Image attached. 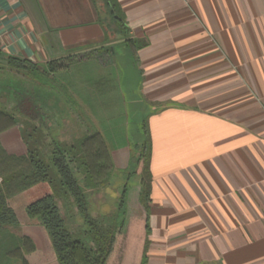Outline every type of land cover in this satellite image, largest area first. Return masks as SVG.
<instances>
[{
	"label": "crops",
	"instance_id": "obj_1",
	"mask_svg": "<svg viewBox=\"0 0 264 264\" xmlns=\"http://www.w3.org/2000/svg\"><path fill=\"white\" fill-rule=\"evenodd\" d=\"M30 2L33 22L21 0H0L4 56L42 68L98 49L83 61L127 67L150 109L142 128L151 146L146 264H264V0H116L128 37L144 44L136 50L114 38L116 26L107 29L103 0ZM100 71L92 90L87 79L79 90L115 93L117 82ZM0 144L26 155L17 127L1 132ZM134 150L127 141L113 146L116 173ZM126 187L125 227L145 219L139 183ZM49 193L39 183L7 201L18 221L7 230L34 245L29 264H57L45 230L25 212Z\"/></svg>",
	"mask_w": 264,
	"mask_h": 264
},
{
	"label": "trees",
	"instance_id": "obj_2",
	"mask_svg": "<svg viewBox=\"0 0 264 264\" xmlns=\"http://www.w3.org/2000/svg\"><path fill=\"white\" fill-rule=\"evenodd\" d=\"M103 3L110 22L107 29L111 28L110 24L116 26L112 32L123 45L135 50L143 47V43L128 37L124 14L116 0H103ZM99 52L98 49L90 51L87 58ZM81 57L80 54H70L39 68L29 60L4 56L0 52V73L11 70L23 76L29 74L41 86L40 90L51 88L64 92L66 88H72L64 72L75 60L81 62ZM4 88L5 85H0V89ZM10 91L12 97L19 94V89L12 88ZM20 103L12 107V111L0 108V133L17 127L26 148V155L14 156L8 154L0 144V264H7L11 260L29 264L25 255L34 250V245L28 238H17L7 230L18 225L17 217L7 201L39 183L48 184L50 193L27 205L26 214L38 219L45 230L57 264H146L151 192V146L146 128L141 143L135 145L128 167L139 175L138 200L145 212V219L133 220L125 227L126 186L112 216L94 218L89 212V195L85 190L104 189L114 172L103 135L94 132L83 135L69 145L56 142L46 145L42 127L34 123L38 114L33 110L32 100L23 97ZM17 107L20 108L17 111L19 116L14 113ZM50 146L53 148L47 152ZM58 202L64 208V215ZM71 206L81 221L82 231L79 233L72 232L67 226L66 214L68 216Z\"/></svg>",
	"mask_w": 264,
	"mask_h": 264
},
{
	"label": "rangeland",
	"instance_id": "obj_3",
	"mask_svg": "<svg viewBox=\"0 0 264 264\" xmlns=\"http://www.w3.org/2000/svg\"><path fill=\"white\" fill-rule=\"evenodd\" d=\"M21 1L23 2L24 8L29 13L30 21L33 22L34 17H37L35 5H33L30 0ZM112 28L114 29V26H112ZM114 38L118 40V37ZM87 54L88 53L82 54V61L87 58ZM119 69L120 70L116 72L113 67L111 69L109 67L108 71H106V69L102 71L99 64L94 60L83 61L82 63L75 60L64 72V76L68 79L69 84L72 85V88L70 87L68 90L65 89V95L51 88L48 90L42 87V89L45 90L40 91L39 88L41 86L35 80L31 79V75L25 74L23 76V74L20 75L14 71L7 70L4 73H0V85H5L4 90L0 89V98L5 103V108L8 109L10 108L8 107L10 104L13 105V103H9L12 102V97H9L12 88L24 91V93H29L33 97H36L35 102L43 104V107L45 105H49V107L52 105L55 106L53 115L57 117L48 118L46 125L47 129H51L52 133H55L56 139L67 144H72L83 135L99 132L103 135L109 152H111L113 146L122 144L125 141L130 142L132 146L137 143L140 144L143 138V122L146 119V115L150 113L147 104L144 102L143 98L139 96V87L129 84L130 79H132L129 75V69L127 67H120ZM99 70H101L100 72L102 74L105 72L110 73L112 81L117 82V84L114 83L116 88L113 87L115 93L111 91V95L109 96L98 97L95 96L96 94L94 92L93 94H88L85 91L79 90L82 88L81 85L85 79H87L86 89L90 88L92 90L94 83L88 85V81H92L93 78L95 79L99 74ZM46 98H49L51 101L47 102ZM48 136L50 137V134H48ZM47 152H49V150ZM137 154L139 153L137 152ZM138 183L139 175L134 174L131 169L120 173L114 171L108 186L104 189L85 190L89 195L90 214L94 218L112 216L115 212L114 210L110 211L113 207L109 210L110 205L117 198L114 202V208H116L123 187H132ZM99 203L100 205L104 203L108 205L107 211L109 210V212L104 213L106 215L98 214L99 209L97 205ZM14 208L20 214L21 205ZM62 212L64 215L65 211L63 209ZM68 212V216L66 214L67 226L74 233L81 232V221L78 215L73 209L68 210ZM7 264L21 263L19 260H11V262Z\"/></svg>",
	"mask_w": 264,
	"mask_h": 264
},
{
	"label": "flooded vegetation",
	"instance_id": "obj_4",
	"mask_svg": "<svg viewBox=\"0 0 264 264\" xmlns=\"http://www.w3.org/2000/svg\"><path fill=\"white\" fill-rule=\"evenodd\" d=\"M37 90H39V89H37ZM41 91V90H40ZM31 96V97H30ZM9 97H12V96H9ZM23 97H27V98H29V99H31L32 100V104H33V106H34V108L35 109H33L34 110V112H36L37 114H38V118L35 120V124H37V125H39V126H41L42 127V129H43V131H44V134H45V141H46V145H52V143L53 142H56L57 144H60V145H62V144H67V143H65V142H63V141H60V140H58V139H56V137H55V133H52V130L51 129H47V125H46V123H47V121H48V116L49 115H53V111H54V109H55V106H50L49 107V105H45L44 107H43V104H41V103H37V102H35V99H36V97H33L32 95H30L29 93H24V91H19V94L17 95V96H15V97H12L11 98V100H12V102H9V103H13V105H11L10 104V106H8V107H10V108H8V109H6L5 108V103H0V108L1 109H4V110H7V111H12V107H15V106H18V105H20L21 103H20V101H21V99L23 98ZM46 101L47 102H50L51 100L49 99V98H46ZM51 104V103H50ZM17 109L18 110H16L15 109V111H14V113L17 115V116H19V114H18V112L17 111H19V109L20 108H18L17 107ZM51 112H52V114H51ZM54 117H57V116H55V115H53L52 116V118H54ZM52 120H55V119H52ZM51 120V121H52ZM48 134H50V137L48 136ZM49 138H50V141H49ZM79 139V138H78ZM76 141V140H75ZM67 145H69V144H67ZM135 145H139L138 143L137 144H135ZM53 147L52 146H50V147H47V149L50 151L51 149H52ZM126 171V170H125ZM124 171V172H125ZM48 185V184H47ZM120 197H121V195H120ZM119 201V200H118ZM117 204H118V202H117ZM125 204V203H124ZM29 205V204H28ZM124 208H125V206H124ZM70 209H72V206L70 207ZM69 209V210H70ZM116 209H117V205H116V208H115V210H114V212L116 211ZM92 216V215H91ZM93 217V216H92Z\"/></svg>",
	"mask_w": 264,
	"mask_h": 264
}]
</instances>
